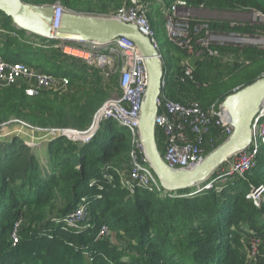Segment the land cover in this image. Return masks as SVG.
<instances>
[{"label":"trees","instance_id":"1","mask_svg":"<svg viewBox=\"0 0 264 264\" xmlns=\"http://www.w3.org/2000/svg\"><path fill=\"white\" fill-rule=\"evenodd\" d=\"M113 1L120 4L125 0ZM150 1L142 3L155 2ZM164 1L156 12L159 17L167 16L174 0ZM57 2L63 11L96 14L86 9L84 0H42L38 4ZM187 2L190 8L256 10L264 16V0ZM108 3L100 0L97 12L107 14ZM146 16L154 33L164 23V19L163 23L153 20L148 11ZM0 21V52L6 53H0L3 58L58 79H69L65 91L40 89L34 96L25 93L26 85L4 87L0 91V124L14 118L33 128L83 132L106 99L103 88L110 87L112 82L121 92L118 76H110L105 82L99 68L89 67L82 59L64 52L65 46L84 48L80 43L29 34L14 26L11 18L1 11ZM187 23L186 36L169 38L166 56L160 53L164 65L162 96L182 104L197 102L207 109L213 103L219 104L236 86L240 89L262 76L263 70L257 68L229 85L225 77L241 65L222 66L218 64L226 61L222 56L230 60L232 54L241 53L256 59L264 57V50L211 43L209 47L217 49L219 55L210 56L199 41L207 32L264 36V22L230 25L228 21L190 17ZM31 39L40 42L33 44ZM189 49L194 52L187 53ZM10 54L15 57H9ZM29 54L57 69L53 70L56 73L27 61L25 56ZM184 58L193 66L192 78L185 75ZM226 137L221 128L212 127L206 135L204 154ZM209 139L213 140V146L207 142ZM156 142L158 150L163 151L159 131ZM44 144L46 158L41 161L36 147L25 144L19 136L0 141V264H246L242 243L264 237V202L257 207L245 198L251 186L264 185V146L256 154L255 165L237 177L234 186L218 191L213 183L193 197H185L141 188L131 194L117 187V181L110 183L102 178L105 165L127 167L129 160L130 134L112 119L101 121L88 142L59 135ZM92 181L95 183L91 184ZM187 192L188 189L178 190L176 194ZM82 196L89 201L87 230L75 232L59 221L49 220V212L60 215L59 220L63 218ZM19 221L22 225L13 245L11 233ZM102 225L117 236L119 244L98 237ZM246 247L251 248L248 244ZM259 264H264V260Z\"/></svg>","mask_w":264,"mask_h":264},{"label":"built area","instance_id":"2","mask_svg":"<svg viewBox=\"0 0 264 264\" xmlns=\"http://www.w3.org/2000/svg\"><path fill=\"white\" fill-rule=\"evenodd\" d=\"M55 7L52 23L53 30L59 27L60 15L64 12L59 3ZM189 8L187 0H174L171 2L165 21L167 35L171 40L186 36ZM169 14H171L170 17H168ZM112 15L120 21L135 24L138 30L148 36L152 44L157 47L155 33L147 19L144 4L132 0L129 6L120 8ZM249 15H251L254 23L264 22V16L261 12L250 10ZM53 34L54 31L51 39H56ZM199 42L205 46L210 56H218V50L210 48L209 44L253 43L262 47L264 46V36L252 37L236 33L212 34L207 32L206 36ZM84 43H80L84 48L65 46L64 52L82 59L89 66L96 63L98 68L108 67L109 72H112V69L118 71L121 95L117 99L104 102L99 107L94 114L91 126L87 130L83 132L69 129L59 130L60 134L53 131L54 135L48 139L51 140L59 135H67L69 131L75 135V137L72 135L69 138L88 142L95 134L101 121L112 119L120 127L127 129L130 134L129 160L127 167L105 165L102 169V178L110 183L117 181V187L119 186L129 191L131 194L138 188L157 194L166 193L167 191L162 189L142 154V146L138 136V118L147 85V70L143 56L134 42L122 36L106 44L108 53H102L98 49L102 45L95 46L93 43H86L89 46L87 47ZM188 52H192V50L189 49ZM185 68V75L192 78V69L188 66H185ZM35 70L21 62H9L0 55V80H5L6 84L4 86L18 84L17 81L19 79L29 78L35 83V86H25V93L29 96L36 95L40 89L60 90L61 92L66 90L67 78L58 79L52 74ZM220 104L213 103L207 109H202L197 102L182 104L167 99L160 94L157 101L158 111L154 121L155 137L156 132H161L163 136V151L160 154L168 166L171 168H192L199 164L205 156L203 146L206 141V135L211 131L212 127H219L223 134L230 135L232 126ZM251 129L252 140L249 146L234 155L229 164L219 171L216 178L204 183L203 186H197L196 192L212 187L213 183H216L215 188L220 191L227 184L226 182H221L220 178L242 177L245 172L255 165L256 154L264 146V102L252 121ZM81 133H84V135ZM207 142L213 146L212 139ZM27 145L30 146V144ZM93 183L95 181L91 182V184ZM114 186L113 184L112 187ZM98 187L102 188V185H98ZM171 195L178 196L176 191ZM189 195L192 196V194ZM95 197L100 198V195ZM247 197L250 198L254 205H257V202L261 200L260 197L264 198V185L252 187L247 193ZM61 219L65 222L67 228L75 232L87 230L90 227L88 221L89 201L87 197L82 196L75 208L66 213ZM60 220L58 219L57 221ZM105 231L106 227L104 225L101 226L99 233L104 234ZM11 237L14 245L17 242V234L12 232Z\"/></svg>","mask_w":264,"mask_h":264},{"label":"water","instance_id":"3","mask_svg":"<svg viewBox=\"0 0 264 264\" xmlns=\"http://www.w3.org/2000/svg\"><path fill=\"white\" fill-rule=\"evenodd\" d=\"M55 5L33 4L23 0H0V11L10 17L14 26L29 34L78 43L106 45L118 37L135 43L147 70V85L138 118V136L142 154L164 191L174 192L200 186L210 181L217 168L246 149L252 140V121L264 102V77L228 94L220 106L227 114L232 132L192 168H171L161 157L155 137L157 101L164 79V65L150 38L135 24L123 22L113 15H97L64 11L59 27L52 29ZM73 134L68 131L66 136ZM75 137V135H73ZM214 174V175H213Z\"/></svg>","mask_w":264,"mask_h":264},{"label":"rangeland","instance_id":"4","mask_svg":"<svg viewBox=\"0 0 264 264\" xmlns=\"http://www.w3.org/2000/svg\"><path fill=\"white\" fill-rule=\"evenodd\" d=\"M25 2L28 3H33V4H38L40 1L42 0H23ZM103 1H107L109 2L108 5L106 6V8L108 9L107 14L106 13H98L97 11L99 10V6H100V0H84V3L86 4L85 6H87L88 10L93 11L94 13H96L97 15H112L113 13H115L117 10H119L122 7L125 6H129V4L132 2V0H125L124 2L117 4L115 3L113 0H103ZM138 1V3L143 4L142 0H136ZM150 1V0H148ZM151 2V1H150ZM146 3V11L149 12V15L152 17L153 20H159V23H163V19H164V23L163 24H159L157 31H155V39L157 41V47L156 49L159 52V54L161 53L163 56H166L167 52H166V46H167V40L169 39L168 35H167V30L165 27V21L167 16L162 17V16H157L156 12L159 10V7L162 4H165L164 0H155V5L153 7V5H151L152 3ZM48 3H45L43 5H47ZM42 5V4H40ZM52 5H58V3H53ZM161 9V7H160ZM249 11L250 10H246V11H242V10H233V11H223V10H211L205 7H199V8H189L188 10V17H194V18H198V19H205V20H219V21H228L230 22V25H234L235 23L237 24H244V23H251L253 24L254 21L251 19V15H249ZM91 14V13H89ZM263 15V14H262ZM171 14L168 15V17H170ZM1 23V21H0ZM31 41L33 42V44L35 42H40V39H31ZM235 46H240V47H248V46H254L257 47L260 50H264V46H259V45H255L253 43H246V44H237V43H233ZM85 46L89 47L86 43H84ZM226 45V44H224ZM102 53H108V47L106 45H102V47L98 48ZM183 49V48H182ZM194 51H192L191 53H193ZM1 54H6L4 51L0 52ZM189 54H191L190 52H187ZM160 54V55H161ZM234 56H232V58L230 60H227L225 58V55L222 56L223 60L226 61H222L218 64H221L222 66H230L231 68H233L234 65H241L240 68L238 70H236L234 73L228 75L225 77V82L228 83L229 85H233L235 84L238 80H240V78L246 74L247 72H251L252 70H255L257 68H260V71L264 72V57L261 58H248L247 56H245L244 54H232ZM9 57L14 58L15 55L14 54H10ZM27 58V61L31 62L34 65L40 66L41 68L48 70L50 72L56 73V71L53 70H57L55 68L52 67H48L46 64H43L42 61L40 60L39 57L37 56H33L31 54L26 55L25 56ZM228 58V56H227ZM183 65L190 67L193 70V66L190 63L188 58H184ZM89 66V65H88ZM92 68H98L97 64L95 63L92 66H89ZM100 69V74L102 76L103 81L107 82L108 80H110V76L119 77V72L115 71L114 69H112V72L108 71V67H104V68H99ZM105 69V70H104ZM93 70V69H92ZM36 71V70H35ZM260 72V73H262ZM88 77H92L91 75ZM261 77H264V73L262 74ZM109 78V79H108ZM69 80V79H68ZM5 80H0V91H2L1 89H3L6 83L4 82ZM17 85H26L27 87L30 86H35V83L33 80H29L28 79H19L17 81ZM239 87V86H236ZM234 88L233 91H236L238 88ZM103 90H105L107 92V96L104 98L105 100L101 103V105L108 101V100H112V99H117L120 95L121 92L120 90L116 89L115 87L112 86V82L110 87H104ZM70 91V89H68V92ZM222 102V100L220 101V103ZM99 109V108H98ZM97 109V110H98ZM96 110V111H97ZM96 113V112H95ZM94 113V114H95ZM94 118V115H93ZM24 122V121H23ZM93 122V119H92ZM91 122V124H92ZM26 123V122H25ZM28 124V123H27ZM21 123L20 120H16L14 118H9L8 120H5L3 123L0 124V141L3 140H11L12 138H15L17 136H19V139L24 142L25 144H30L31 147H36L35 149L37 150L36 153L37 155L41 156V161H45V142L47 140H49L48 138L51 136H53V131H55V133L60 134V131H58V128H45V129H38V128H33L30 127L29 125ZM91 124L88 126L90 127ZM82 135H84V133H81ZM163 149V148H162ZM162 152V150L160 151V153ZM209 153V152H208ZM234 157V156H233ZM233 157H231L228 161L224 162L222 165H220L217 170L215 171V176H212L211 180L213 178H216L219 171H221V169L225 168L229 162L233 159ZM221 182H226L227 184L222 188V190L224 188H226L227 186H234V182L236 180V178H220L219 179ZM209 181V180H208ZM206 181V182H208ZM205 182V183H206ZM219 182V181H218ZM219 182V183H221ZM204 183H202L200 186H203ZM259 185H263V184H259ZM227 187V188H228ZM254 187L251 186L250 189ZM197 191V187H193V188H189L188 192L183 194V193H177L178 196H185V197H193L195 194V192ZM249 192V190L246 192L245 194V198L249 201L250 198L247 197V193ZM189 194H192L189 195ZM261 200L259 202H257V207H260L261 204L264 202L262 199V197H260ZM252 202V201H251ZM68 213V212H67ZM49 220H53L56 221L61 217L60 215H52V212H49ZM23 221V220H22ZM22 221H19L18 223L15 224L13 231L17 234L18 237V232L17 230L20 228V226L22 225ZM20 223V224H19ZM59 223L65 228L67 227L65 222H63V220L61 219L59 221ZM103 226V225H102ZM106 227V231L104 234H100V228L97 232L98 237H102L101 239H107L111 244H115V243H120V240L117 238V236L115 237L114 233H112L109 228L104 225ZM19 231V230H18ZM84 231V230H83ZM12 235V233H11ZM13 244V243H12ZM243 251L245 254V260H246V264H259L260 260L261 262L264 260V237L263 238H252L250 240L244 241L243 243ZM246 244H248L251 248L246 247Z\"/></svg>","mask_w":264,"mask_h":264},{"label":"bare ground","instance_id":"5","mask_svg":"<svg viewBox=\"0 0 264 264\" xmlns=\"http://www.w3.org/2000/svg\"><path fill=\"white\" fill-rule=\"evenodd\" d=\"M53 36H54V34H53ZM86 43H89V42H86ZM90 44H92V43H90ZM93 45H95V46H101V45H103V44H96V43H93ZM183 190H181V192H182ZM185 192H186V190H185ZM183 198V197H182Z\"/></svg>","mask_w":264,"mask_h":264}]
</instances>
